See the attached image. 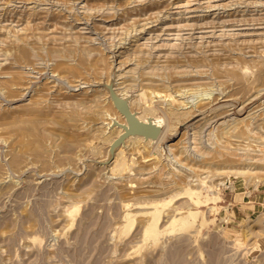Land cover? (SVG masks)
I'll use <instances>...</instances> for the list:
<instances>
[{
  "label": "rangeland",
  "instance_id": "1",
  "mask_svg": "<svg viewBox=\"0 0 264 264\" xmlns=\"http://www.w3.org/2000/svg\"><path fill=\"white\" fill-rule=\"evenodd\" d=\"M143 87L177 131L112 174L95 113ZM241 164L264 167V0H0V264H264V171Z\"/></svg>",
  "mask_w": 264,
  "mask_h": 264
},
{
  "label": "bare ground",
  "instance_id": "2",
  "mask_svg": "<svg viewBox=\"0 0 264 264\" xmlns=\"http://www.w3.org/2000/svg\"><path fill=\"white\" fill-rule=\"evenodd\" d=\"M31 27V26H30ZM30 27H29V29H30ZM32 28V27H31ZM20 31V30H19ZM11 32V31H10ZM27 32V31H26ZM14 34V33H13ZM18 34V33H17ZM17 34H15V35H17ZM22 35V34H21ZM20 35V36H21ZM29 36V35H28ZM32 36V35H31ZM31 36H30V39H32L31 38ZM22 37V36H21ZM37 37V36H36ZM41 37V36H40ZM23 38V37H22ZM25 38V37H24ZM20 39V38H19ZM29 38H27V40H28ZM30 39H29V41H30ZM39 39V38H38ZM18 40V39H17ZM24 40V39H23ZM26 40V39H25ZM24 40V41H25ZM49 40V39H48ZM47 40V41H48ZM20 41V40H19ZM18 41V42H19ZM23 41V42H24ZM41 41H42V39H41ZM40 41V42H41ZM78 41V40H77ZM31 42V41H30ZM32 42H34L33 41V39H32ZM27 43H29V42H27ZM43 43H45V41L43 42ZM33 45H34V43H32ZM47 44V43H46ZM40 45H41V43H40ZM22 46H24V45H21V47ZM29 46V45H28ZM36 46H37V44H36ZM39 46V45H38ZM18 47H19V45H18ZM30 48H31V45H30ZM33 49H35V48H33ZM36 50V49H35ZM18 51H21V50H19L18 49ZM30 51L32 52V50L30 49ZM30 51H29V47L28 48H22V56L23 57H26L27 58V56L28 57H32L33 56V52H32V55L30 54ZM94 51V50H93ZM96 52V51H95ZM21 53V52H20ZM82 53H84V51L83 52H81V55H82ZM142 53V52H141ZM19 56V55H18ZM30 57V58H31ZM81 57V56H80ZM84 57V56H83ZM17 58H21L20 56L19 57H17ZM26 58L24 59L23 58V60H26ZM22 59V58H21ZM29 59V58H28ZM81 59V58H80ZM99 58H97V60H98ZM23 60H20V61H23ZM31 60V59H30ZM56 61V60H55ZM81 61H83V63H84V60L82 59ZM94 61V63H95V61H96V59L95 60H93ZM99 61H100V59H99ZM24 62V61H23ZM29 62V61H28ZM86 63V65H87V62H85ZM138 64H140L139 62H137ZM144 63V62H143ZM32 64V63H31ZM60 64V63H59ZM63 64V63H62ZM61 64V65H62ZM81 64H82V62H81ZM138 64H137V66H138ZM57 65V64H56ZM60 65V66H61ZM65 65V64H64ZM141 65H143L142 63H141ZM59 66V65H58ZM66 66V65H65ZM94 66H95V64H94ZM97 66V65H96ZM108 66V65H107ZM140 66V65H139ZM57 67V66H56ZM87 67V66H86ZM85 67V68H86ZM58 68V67H57ZM90 68V67H89ZM170 68V67H169ZM72 69H73V67H72ZM88 69V68H87ZM100 69H101V67H100ZM100 69H98L97 71H99ZM105 69V68H104ZM166 69H167V67H166ZM174 68H172V70H173ZM176 69V68H175ZM76 70H78L77 69V67H76ZM96 70V69H95ZM136 70V69H135ZM134 70V71H135ZM169 70V69H168ZM55 71H58L57 69L55 70ZM86 71H89V70H86ZM101 71V70H100ZM100 71H99V73H100ZM174 71V70H173ZM172 71V72H173ZM90 72V71H89ZM92 72H94L93 70H92ZM105 72V71H104ZM103 71H101V75H102V73H104ZM131 72V71H130ZM58 73V72H57ZM79 73V75L81 76V74H80V72H78ZM96 73V72H95ZM95 73H94V75H95ZM98 73V72H97ZM99 73H98V75H99ZM139 73V72H138ZM141 73V72H140ZM145 73V72H144ZM174 73V72H173ZM173 73L171 74V75H173ZM10 74V73H9ZM90 74H91V72H90ZM148 74V73H147ZM170 74V73H169ZM84 75V74H83ZM104 75V74H103ZM103 75L101 76V77H103ZM144 75V74H143ZM146 75V74H145ZM145 75H144V77H145ZM85 76V75H84ZM12 77V76H11ZM86 77H87V74H86ZM143 76H141V78H142ZM147 78V77H146ZM84 79V78H83ZM97 79V78H96ZM99 79H100V77H99ZM145 79V78H144ZM149 79H150V75H149ZM154 80V79H153ZM134 81H136V79L134 80ZM143 81V80H142ZM147 81V80H146ZM145 81V82H146ZM150 80H148V82H149ZM86 82H88V81H85V83ZM101 82H102V79H100L99 81H98V79H97V81H95L94 83H96V85H94V87L95 88H102L103 87V85H101ZM109 82V81H108ZM155 82V81H154ZM157 82V81H156ZM174 82V81H173ZM176 82V81H175ZM88 83H90V82H88ZM132 83V82H131ZM141 83V82H140ZM177 83V82H176ZM143 84V83H142ZM141 85V84H140ZM156 85V84H155ZM142 86V85H141ZM144 86H146V84L144 85ZM154 86V85H153ZM152 87V86H151ZM155 88V87H154ZM149 89H151V88H149ZM153 89V88H152ZM157 89H159V88H157ZM114 90L115 89H113V91H112V93H114ZM126 90V88H124V90L123 91H125ZM123 91H121V89H118L117 90V92H116V97H115V95L113 96H111V97H113V98H110V101H108L107 102V94L106 93H104V92H102L101 91V93H100V95H99V93H98V95H99V98H100V96H104V97H102V99L104 98L105 99V102H104V100H103V104H105L106 102V104L108 105V108H106L103 104H102V101H101V104L103 105V106H100V107H97L98 109L100 108V111L99 112H97V111H95V110H93L92 112L94 113V111L95 112H97V113H95V115H97V116H100V119H101V122H100V125H103V127L102 126H100V128H99V131H100V129H101V131L102 130H104V131H106L107 130V128H106V125H107V127H109V129H110V132L107 134V135H105L106 136V138H104L105 140H106V142L109 144V149H108V151L106 152V154L105 155H103V156H101V157H99L98 159L100 160L99 161V163H97V164H107V163H109L110 161H113V163H111V165L109 166L110 167V170L112 171V174L114 173H118V175L120 174V173H123V172H125V170L127 171V170H129V169H133L134 168V166H135V164L134 163H136L135 162V160L136 159H134L135 157L134 156H132V157H134V158H132L131 159V161H132V164L131 165H128V161H127V157H128V154L127 153H129V152H131V155L132 154H134L133 152L134 151H136V152H141L142 153V151H141V148H142V150H144V152H145V150H147L148 148H153L154 146H157L161 141H163L164 140V138L167 136V134L169 133V131L172 133V132H176L177 131V125L175 124H173V126H170V124L167 122V124H165V126H164V128H163V130H162V132L160 133V135H159V137H158V139H152L151 137H148V138H146L145 137V135H143V134H136V135H132V136H129L125 141H123L122 143H120V144H116V139L117 138H119L123 133H124V131L125 130H127L129 127H130V122H128V120H126V117H123V111H125V112H128V113H130V114H132V115H134L135 117H136V119H137V121L138 122H141L142 124L144 123V124H154L155 126H157V127H161V125L165 122V120H166V118H168L167 116H166V118H165V116L164 115H158L156 112H157V109H155V107H153V105H151V101L149 100L150 99V97H149V94L151 93V95H153V96H158V94H160V91L159 92H156L155 90L154 91H152V92H150V90L149 91H147V88L145 89L144 87L138 92V95H137V97H132V94H130V96H128L127 94H123ZM9 92H11V91H9ZM94 92H99V91H97V90H95ZM111 93V94H112ZM162 94V93H161ZM168 94V93H167ZM171 94V93H170ZM166 94H164V96H165ZM94 96H96V98L97 99H99L98 97H97V94L96 95H94ZM161 96V95H160ZM167 97L170 99V97H171V100L173 99L174 101V103L175 104H173L172 105V107H171V109L168 111V112H166V114H169V116H171V120H172V117L173 118H176L178 121H180V118H186V119H182L181 121H184V120H188V119H190V118H192V117H194V115H195V113H194V108H192V107H187V105L184 103V102H179V100L177 101V99H176V96H174V95H167ZM173 97V98H172ZM91 97H89V99H90ZM93 98V97H92ZM95 98V99H96ZM165 98V97H164ZM94 99V98H93ZM94 99V100H95ZM114 99H116V103L118 104V105H116L115 103H114ZM36 100V99H35ZM38 100H40V99H38ZM100 100H101V98H100ZM152 100V99H151ZM32 101V100H31ZM37 101V100H36ZM81 100H79V102H80ZM87 102H88V100H86ZM97 101V100H96ZM99 101V100H98ZM35 102V101H34ZM34 102H32V103H34ZM39 102V101H38ZM36 102L37 103V105L39 104V103H41L42 104V102ZM92 102V101H91ZM32 103H31V105H32ZM82 103H83V101H82ZM97 103V102H96ZM35 104V103H34ZM89 104V103H88ZM87 104V105H88ZM95 104V103H94ZM94 104H92V106L94 105ZM99 104H100V101H99ZM105 104V105H106ZM172 104V103H171ZM177 104V105H176ZM139 105V106H138ZM30 106V105H29ZM35 106H36V104H35ZM39 106V105H38ZM37 106V107H38ZM97 106H98V103H97ZM26 107V106H25ZM28 107V106H27ZM24 108V106L22 107V113L21 114H23L24 115V117L25 116H27V118L29 117V115L30 114H32V115H34V113L36 114V115H38L37 114V112H40V111H38V109H36V110H30V112H28L27 111V109L28 108ZM31 107V106H30ZM105 107V108H104ZM139 107V108H138ZM84 108V107H83ZM200 108H202V107H200ZM23 109L24 110H26L25 112H28V113H30L29 115H27L26 113H23L24 111H23ZM91 109V108H90ZM92 109H96V108H92ZM91 109V110H92ZM83 110V109H82ZM88 110V109H87ZM87 110H84V111H87ZM198 110H201V109H198ZM88 111H90V110H88ZM80 112V111H79ZM82 113H83V111H81ZM159 112V111H158ZM199 112V111H198ZM41 113V112H40ZM44 113H45V111H44ZM74 113V112H73ZM82 113L79 115L81 118L83 117V115H82ZM26 114V115H25ZM72 114V113H71ZM79 114V113H78ZM31 115V116H32ZM41 115H42V113H41ZM72 115H74V114H72ZM82 115V116H81ZM85 115V114H84ZM89 115V114H88ZM95 115H93L94 117H93V119L95 118ZM22 116V115H21ZM40 116V115H39ZM42 116H44V115H42ZM41 116V118H43ZM65 116V115H64ZM63 116V117H64ZM78 116V117H79ZM90 116V115H89ZM92 116V115H91ZM90 116V117H91ZM23 117V116H22ZM23 117V118H24ZM35 117H37V118H39L38 116H35ZM45 117H47V115L45 116ZM62 117V116H61ZM77 117V118H78ZM88 117V116H87ZM89 117V118H90ZM23 118H20V120L21 119H23ZM32 118H34V117H32ZM86 118V117H85ZM188 118V119H187ZM5 119H6V117H5ZM19 119V118H18ZM29 119V118H28ZM97 119H98V117H97ZM96 119V120H97ZM175 119V120H176ZM25 120H26V117H25ZM37 120H40V119H37ZM37 120L36 119H31V121L30 122H28V127L29 126H33V125H35V126H33V129H31V130H35V128L34 127H36V129H37V123H39V121L37 122ZM60 120L61 121H63L61 118H60ZM70 120V119H69ZM86 120V119H85ZM88 120V119H87ZM175 120H174V122H175ZM22 122H26V121H24V120H21ZM29 121V120H28ZM59 121V120H58ZM60 121V122H61ZM66 121V120H65ZM68 121V120H67ZM66 121V122H67ZM83 121V120H82ZM90 121V120H89ZM98 121V120H97ZM237 121V122H236ZM20 122V121H19ZM42 122V121H41ZM40 122V123H41ZM66 122L63 124V125H66ZM73 122V121H72ZM71 122V120H70V122L69 123H72ZM230 122H232V121H230ZM240 122H242V120H240V121H238V120H235V122H233V124L231 123V124H228V130L225 132V133H228V132H230V130L231 129H233V132H234V130H235V133H237V128L235 127L236 125H238V124H242V123H240ZM78 123H80V122H78ZM94 123V122H93ZM96 123V122H95ZM178 123H180V122H178ZM20 124V123H19ZM68 124V123H67ZM73 124H75V123H73ZM244 124H245V122H244ZM25 125V124H24ZM82 125H84V124H82ZM89 125V124H88ZM172 125V124H171ZM230 125V126H229ZM240 125H239V128H241L240 127ZM21 126V125H20ZM19 126V127H20ZM126 127L125 129H123V127ZM16 127H18V126H16ZM21 127H24V126H21ZM93 127V126H92ZM231 127V128H230ZM25 128H26V126H25ZM32 128V127H31ZM79 128H82L81 126H79ZM98 128V127H97ZM138 129H141V130H143L144 132H147V133H150V136H151V134H154L155 133V131L156 130H153L152 128H146L145 126H139V127H137ZM235 128V129H234ZM243 128V127H242ZM247 128V127H246ZM90 129V128H89ZM95 129V128H94ZM248 129V128H247ZM18 130V129H17ZM26 130V129H25ZM31 130H30V132H31ZM250 130V129H249ZM21 131V130H20ZM97 131V130H96ZM223 131H224V129H223ZM232 131V130H231ZM19 132V131H18ZM27 132H28V129H27ZM35 132H36V130H35ZM233 132H230V133H233ZM241 132H243V130L241 129ZM250 132V131H249ZM20 133V132H19ZM22 133L23 132H21V136L20 137H22V136H24L25 134H26V132L25 133H23V135H22ZM37 133V132H36ZM235 133H234V135H235ZM38 134V133H37ZM242 134V133H241ZM238 135V134H237ZM239 135H240V133H239ZM104 136V137H105ZM233 136V135H232ZM230 137H231V134H230ZM19 138V137H18ZM232 138V137H231ZM20 139V138H19ZM18 139V140H19ZM67 140H69V139H67ZM105 140L103 141V142H105ZM18 142V141H17ZM68 142V141H67ZM67 142H65L66 144H67ZM69 142H70V140H69ZM69 144V143H68ZM88 146V145H87ZM86 146V147H87ZM113 146H116V148H115V150H114V154H113ZM173 146V145H172ZM172 146H170L171 148H172ZM38 148V147H37ZM140 148V149H139ZM88 149H90V148H88ZM139 150V151H138ZM153 150V149H152ZM151 150V151H152ZM93 151V150H92ZM22 152V151H21ZM135 152V153H136ZM150 152V151H149ZM140 153V154H141ZM146 153H148V150H147V152ZM17 154V153H16ZM15 154V155H16ZM19 154V153H18ZM18 154H17V156H18ZM144 154V153H143ZM150 154H152L151 152H150ZM150 154H149V156H150ZM176 154V153H175ZM127 155V156H126ZM130 155V156H131ZM135 155V154H134ZM224 155V154H223ZM16 156V157H17ZM21 157H22V154L20 155ZM136 156H138L137 155V153H136ZM149 156H147V157H149ZM178 156V155H177ZM16 157L14 158V159H16ZM20 157V158H21ZM144 157V159H145V157L146 156H142V158ZM19 158V157H18ZM224 158V157H223ZM141 159V158H140ZM96 160V159H95ZM129 160H130V158H129ZM226 160V159H225ZM242 160V159H241ZM241 160H239V161H241ZM16 161L18 162L19 160L18 159H16ZM142 161V160H141ZM229 161H231V159L229 160ZM225 163H227L226 161H224ZM14 163H15V161H14ZM155 163V162H154ZM17 164V163H16ZM133 164H134V166H133ZM152 164V163H151ZM204 165V164H203ZM207 165V164H206ZM132 166H133V168H132ZM147 166V165H146ZM207 166H209V165H207ZM144 167V166H143ZM143 167H140V168H142V170H144V168ZM148 167V166H147ZM150 168V167H149ZM148 168V169H149ZM152 168V167H151ZM204 168V167H203ZM205 169L206 170H208L207 168H204L203 170L205 171ZM211 169V168H210ZM224 169V168H223ZM234 170H232L231 172H233V173H235V174H237V175H248V174H259L260 172H262V171H264L263 169H264V167L262 168V167H258V166H256V167H253V165H246V164H241V166H238V167H236V168H233ZM261 169V170H260ZM110 171V172H111ZM140 171V170H139ZM145 171H146V169H145ZM217 171V170H216ZM219 171V170H218ZM221 171V170H220ZM219 171V172H220ZM131 172V171H130ZM225 173V172H224ZM130 174V173H129ZM124 177H126V176H124ZM184 178V177H183ZM177 180H179V178L177 179ZM177 180H175V181H177ZM182 181V180H181ZM179 182H180V180H179ZM173 183V182H172ZM175 183V182H174ZM178 183V182H177ZM175 185H177L176 183H175ZM174 185V186H175ZM126 187V186H125ZM176 187V186H175ZM179 187V186H178ZM123 189H124V187H123ZM126 190V189H125ZM127 191V190H126ZM155 202V201H154ZM127 203H128V201H127ZM132 204V203H131ZM131 204H129L130 206H131ZM148 204V203H147ZM129 205H128V208H129ZM154 205V204H153ZM152 204H151V206H153ZM158 205H160V204H158ZM158 205H155V206H158ZM127 206V205H126ZM150 210V209H149ZM137 211H139V210H137ZM188 213V212H187ZM135 214V213H134ZM147 216V215H146ZM149 216H151V215H149ZM191 216V215H190ZM147 218V217H146ZM150 218V217H149ZM148 218V219H149ZM177 217H175V219H176ZM193 218V217H192ZM194 219V218H193ZM178 221V220H177ZM148 222H149V220H148ZM186 223L184 222V225H185ZM153 225V224H152ZM152 228V227H151ZM153 229V228H152ZM152 229H149L148 228V230L146 231L147 233H153L152 232Z\"/></svg>",
  "mask_w": 264,
  "mask_h": 264
},
{
  "label": "water",
  "instance_id": "3",
  "mask_svg": "<svg viewBox=\"0 0 264 264\" xmlns=\"http://www.w3.org/2000/svg\"><path fill=\"white\" fill-rule=\"evenodd\" d=\"M111 90L113 91V88H111ZM111 95H115L116 97V92L112 93ZM113 98V97H112ZM116 99H114V103L116 105H118L116 103ZM123 117H126V120H128V122H130V127L124 131V133L116 140V144H120L122 143L123 141H125L129 136H132V135H136V134H143L145 135L146 138L148 137H151L152 139H158L160 133L162 132L161 131V127H157L155 126L154 124H142L141 122H138L136 117L128 112H125L123 111ZM139 126H145L146 128H152L153 130H156L154 134H151L150 136V133H147V132H144L143 130L141 129H138L137 127ZM126 127L124 126L123 129H125ZM116 146H113V154H114V150H115Z\"/></svg>",
  "mask_w": 264,
  "mask_h": 264
}]
</instances>
